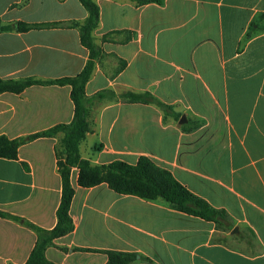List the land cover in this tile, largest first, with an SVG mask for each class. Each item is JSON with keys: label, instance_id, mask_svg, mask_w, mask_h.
I'll list each match as a JSON object with an SVG mask.
<instances>
[{"label": "crops", "instance_id": "obj_1", "mask_svg": "<svg viewBox=\"0 0 264 264\" xmlns=\"http://www.w3.org/2000/svg\"><path fill=\"white\" fill-rule=\"evenodd\" d=\"M95 1L100 22L93 35L103 54L86 95L149 92L179 118L164 117L153 104L120 98L95 102L86 140L97 138V154L82 157L102 165L135 164L148 156L193 194L226 210L233 226L218 227L163 200L115 193L105 183L83 188L72 174L74 229L56 245L134 252L139 258L133 264H264V0H165L142 6ZM87 17L79 0H0L3 23ZM88 59L76 28L0 35L3 79L75 76ZM71 90L37 85L1 94L0 135L15 139L70 123ZM184 115L187 122L179 124ZM61 137L24 144L15 160L0 158L1 211L44 229L56 226L62 181L55 146ZM36 241L34 231L0 217V264H24ZM46 257L55 264L107 263L103 253L54 247Z\"/></svg>", "mask_w": 264, "mask_h": 264}, {"label": "trees", "instance_id": "obj_2", "mask_svg": "<svg viewBox=\"0 0 264 264\" xmlns=\"http://www.w3.org/2000/svg\"><path fill=\"white\" fill-rule=\"evenodd\" d=\"M88 12L84 21H67L51 23H27L14 21L3 23L0 20V35L4 32L25 33L30 30L49 28H76L79 31L80 42L89 51V59L80 73L75 76L44 80L36 77L20 79H3L0 77V95L3 93L20 94L27 88L37 85H70L71 99L74 103V118L70 123H61L46 130L30 135L10 139L0 135V158L15 160L18 158L19 148L43 137H62L56 147L58 155V172L62 181V197L57 209V224L52 229H44L26 218L12 215L0 210V217L13 220L37 235V241L24 264H55L46 257L48 248L54 247L68 252H98L107 255L106 264H133L138 261V254L134 252H120L113 250H97L90 248L72 249L59 247L55 241L71 233L74 223L70 214L75 196L72 181L73 171H79L77 184L83 188H92L107 184L110 190L122 195H133L144 200H163L170 208L199 217L207 222L215 223L218 227L231 229L229 214L224 209L212 206L207 200L193 194L167 169L158 166L148 156H140L135 164L123 160H115L108 164L93 165L81 155L80 146L91 131L89 121L91 106L95 102L105 99L120 98L130 103H144L156 105L164 113V117L172 116L176 119L172 106L165 104L149 92L134 93L131 91L116 94L111 90H104L88 97L85 87L95 70L96 62L103 51L96 43L94 31L99 27L100 8L95 0H79ZM142 6L150 3L162 5L165 0H130ZM264 20V13L260 16ZM122 69V68H121ZM187 125L182 128L187 130ZM194 128V126H192ZM141 260L153 263L150 258L142 256Z\"/></svg>", "mask_w": 264, "mask_h": 264}, {"label": "rangeland", "instance_id": "obj_3", "mask_svg": "<svg viewBox=\"0 0 264 264\" xmlns=\"http://www.w3.org/2000/svg\"><path fill=\"white\" fill-rule=\"evenodd\" d=\"M87 138V137H86ZM86 140V139H85ZM83 141L82 144H81V153L82 155L86 156V157H93V154H97V152L93 149L94 147V144L98 141L97 138L95 137H88V139L86 141ZM60 141V140H59ZM59 141L58 143L56 144L55 146V155H56V158H57V162H58V155H57V150H56V147L58 146L59 144ZM98 143V142H97ZM95 149H97V144L95 145ZM90 161V160H89ZM91 162V161H90ZM94 165V164H93ZM58 166V165H57ZM73 174L74 176H76V181L78 179V174H79V171L78 170H74L73 171Z\"/></svg>", "mask_w": 264, "mask_h": 264}, {"label": "water", "instance_id": "obj_4", "mask_svg": "<svg viewBox=\"0 0 264 264\" xmlns=\"http://www.w3.org/2000/svg\"><path fill=\"white\" fill-rule=\"evenodd\" d=\"M187 122V118H186V116L184 115V116H182V118L179 120V124H184V123H186ZM235 232H238V229L237 228H235L234 230H233V233H235ZM138 258H139V256H138Z\"/></svg>", "mask_w": 264, "mask_h": 264}]
</instances>
